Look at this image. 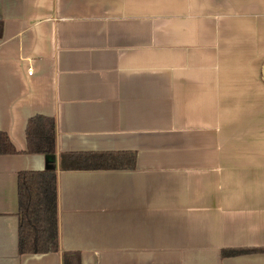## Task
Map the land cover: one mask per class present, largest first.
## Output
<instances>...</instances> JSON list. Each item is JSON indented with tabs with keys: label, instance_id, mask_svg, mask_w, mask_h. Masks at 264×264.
<instances>
[{
	"label": "crops",
	"instance_id": "0c3cea01",
	"mask_svg": "<svg viewBox=\"0 0 264 264\" xmlns=\"http://www.w3.org/2000/svg\"><path fill=\"white\" fill-rule=\"evenodd\" d=\"M264 0H0V264H264ZM33 70L29 75V69ZM62 153L133 170L59 171L60 251L19 250L18 175ZM250 250L241 256L225 251Z\"/></svg>",
	"mask_w": 264,
	"mask_h": 264
},
{
	"label": "trees",
	"instance_id": "16d2710c",
	"mask_svg": "<svg viewBox=\"0 0 264 264\" xmlns=\"http://www.w3.org/2000/svg\"><path fill=\"white\" fill-rule=\"evenodd\" d=\"M27 154H41L48 159L43 171H26L18 175L19 250L22 254H50L60 251L59 171L133 170L136 155L117 153H62L57 156V131L53 118L36 116L27 125ZM18 151L8 135L0 131V155ZM250 250L225 251L235 257ZM264 252V250H263ZM62 264H81L78 254L63 253Z\"/></svg>",
	"mask_w": 264,
	"mask_h": 264
},
{
	"label": "built area",
	"instance_id": "2783aa9c",
	"mask_svg": "<svg viewBox=\"0 0 264 264\" xmlns=\"http://www.w3.org/2000/svg\"><path fill=\"white\" fill-rule=\"evenodd\" d=\"M28 72H29V75H32L33 70L30 68Z\"/></svg>",
	"mask_w": 264,
	"mask_h": 264
},
{
	"label": "water",
	"instance_id": "95a60500",
	"mask_svg": "<svg viewBox=\"0 0 264 264\" xmlns=\"http://www.w3.org/2000/svg\"><path fill=\"white\" fill-rule=\"evenodd\" d=\"M262 76H263V80H264V65H263V68H262Z\"/></svg>",
	"mask_w": 264,
	"mask_h": 264
},
{
	"label": "rangeland",
	"instance_id": "374dc122",
	"mask_svg": "<svg viewBox=\"0 0 264 264\" xmlns=\"http://www.w3.org/2000/svg\"><path fill=\"white\" fill-rule=\"evenodd\" d=\"M263 101H264V96H263Z\"/></svg>",
	"mask_w": 264,
	"mask_h": 264
}]
</instances>
